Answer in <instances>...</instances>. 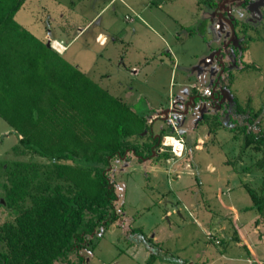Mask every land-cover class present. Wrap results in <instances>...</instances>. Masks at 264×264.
I'll use <instances>...</instances> for the list:
<instances>
[{
  "label": "rangeland",
  "instance_id": "obj_1",
  "mask_svg": "<svg viewBox=\"0 0 264 264\" xmlns=\"http://www.w3.org/2000/svg\"><path fill=\"white\" fill-rule=\"evenodd\" d=\"M244 7H233L238 43L233 41L227 47L230 40L227 42L225 32L229 29L222 32V44L220 29L216 24L206 25L196 0H27L17 13L18 22L39 36L45 34L58 50L65 47L56 38L68 35L71 27L86 26L100 13L91 28L63 53L65 59L124 104L121 107L145 114L154 123L155 132L172 125L181 136L186 133L192 139L196 135V148L208 145L204 150L185 151L164 161H114L111 173L120 196L118 205H122L121 210L118 206L120 218L105 233L95 236L93 249L84 250L85 264H191V259L200 264L218 248L224 250L225 243L209 241L217 240L212 234L228 237V256L246 255L243 245L230 241L234 233L229 227L236 222L223 211L230 198L214 197L215 176L232 184L243 180L257 189L264 188L263 172L255 165L261 154L253 148L244 149V137L236 130L221 128L211 143L213 135L208 125L199 124L203 113L226 110L223 120L227 126H234L229 116L235 98L251 111H261L264 128V5L250 9V14L242 12ZM101 29L111 32L109 35L124 31L127 36L124 42L110 38L103 44L94 39V32ZM221 76L231 79L232 84L229 90L222 88L218 97L214 95V84ZM195 84L199 87H191ZM192 92L199 94L196 107H188ZM19 138L0 116V163L6 166L15 159L48 161L37 154L16 155L13 147ZM211 165L215 170H210ZM0 176L1 224L14 214L6 205L1 167ZM232 195L241 206L252 203L243 186H236ZM202 199L209 201L211 209L192 213L193 208L183 206V201ZM242 214L245 220L253 215L250 211ZM197 216L201 223L195 219ZM222 223L228 227L226 230ZM134 229H141L151 240L156 236L155 259L151 260L152 251ZM209 229L212 234L208 237ZM208 246L215 253L205 256L202 251ZM259 256L264 259V251ZM214 264L245 263L223 259Z\"/></svg>",
  "mask_w": 264,
  "mask_h": 264
},
{
  "label": "trees",
  "instance_id": "obj_2",
  "mask_svg": "<svg viewBox=\"0 0 264 264\" xmlns=\"http://www.w3.org/2000/svg\"><path fill=\"white\" fill-rule=\"evenodd\" d=\"M26 2L0 0V116L20 136L13 147L16 155L37 154L48 161L0 163L6 205L14 214L0 224V264H85L84 250L93 249L95 236L120 218V196L111 173L114 161L179 157L162 144L165 136L183 139L184 152L208 145L196 148V135L181 136L172 125L155 132L145 114L121 107L124 104L65 59L45 34L39 36L18 22L17 13ZM231 84L221 76L214 94L220 97V90H229ZM233 101L229 120L234 126L225 124L224 110L203 113L200 127L208 125L211 143L221 128L242 134L244 149L261 154L255 165L264 175L261 111ZM241 185L261 222L264 188L243 180ZM134 231L142 234L155 259L157 242L141 229Z\"/></svg>",
  "mask_w": 264,
  "mask_h": 264
},
{
  "label": "crops",
  "instance_id": "obj_3",
  "mask_svg": "<svg viewBox=\"0 0 264 264\" xmlns=\"http://www.w3.org/2000/svg\"><path fill=\"white\" fill-rule=\"evenodd\" d=\"M109 1L110 3H114L117 0H109ZM196 3L201 9L202 15L201 14L199 15H201L202 18H204V20L207 21L206 25L210 26L212 24L214 26L216 24L217 27L220 29L219 30L220 38H221L222 32L226 30L225 28L229 29V30H226L227 32H225L227 33L226 36L229 38L227 42L230 40L228 44L225 45V47H227L228 45L231 44V40L238 43L235 40V38L237 37L236 36L237 32H235L236 25H235V22L233 20V15H232L233 7L235 6L244 7L245 6L244 8H242V12L245 11L244 13H246L250 9L255 10L257 7L263 6L264 0H196ZM248 14H250V11ZM98 15H100V13L97 14V16ZM97 16L89 20L86 26L83 25L82 27L77 28V29H75L74 27H71V29L68 31V35H61V38H56L57 41L64 42L63 46L65 47L64 50H58V49L56 50H58L61 53H64L68 49V47H70L72 42L76 41L82 34H84V30H89L91 28V25L97 20L96 19ZM250 18L253 19V15H250ZM208 29L211 30V28H208ZM104 31L105 30L101 29L100 31L94 32V39L96 42H101L103 44L108 43L110 38H112L115 41L124 42L127 36L124 31L122 33L119 32L118 34H115V35H111V34L109 35V33L111 32H104ZM62 32H64L63 29H62ZM65 39L66 41H68V43L65 42ZM223 41L224 40L222 39L221 41L222 44H224ZM168 52L172 55L171 49ZM214 74L216 75V72ZM214 81H215L214 78L213 79L211 78L212 84L215 83ZM191 87H199V85L195 84V85H192ZM210 170H215V167L211 165ZM241 181L239 182L238 185H237V181H235V183L232 184L231 181L229 182L227 179H224L222 176L216 175L215 184H214V187H215L214 197L217 199H221L224 196H227L228 198H230L229 203H225L223 207V211H225L224 213L227 215V217L230 218L232 222L234 223L236 222L233 227H229L231 231L234 233L231 240L230 239L229 240L230 241L236 240L237 242H239L240 245H243L245 247V249L247 250V253L246 255L240 256L239 258L228 256L226 252L228 244L230 243L226 239L228 237L219 238L217 237L216 234L210 233V229H209V230H206L207 236H208V233H210L213 235L212 238L215 237L217 240L221 241V243L220 242L217 243V240L215 241L214 238L213 239L208 238L209 241L215 242L217 245L225 243L224 250H220L218 248V251L215 253L212 250H210L208 246L207 248H205V250L203 249L202 253L205 254V256L207 255V253L212 254L213 252L215 254L211 255L210 257H207L204 261L201 260L200 264H214L216 261L223 260V259H228V260L238 259V261H242L245 264H255L256 261L257 262L259 261L260 263L264 264V259H261V256H259V253H263L264 251V231H263L264 219H262L261 222H257L258 218L260 217L259 212L256 211L255 209L249 208L251 207L253 203H247L241 206L239 205V203L241 202H237V199H234L232 195L233 192L236 191V186H239V187L242 186ZM208 203L209 201H207L206 199L204 201L202 199V202L201 200L200 201L194 200L192 202L183 201V206L189 208L190 210L193 208L191 212L194 213V210L200 211L202 208H205V207L208 208L209 207ZM209 209H211V207H209ZM246 211H250L253 213V215H251V217L248 220H245L242 217L243 216L242 213ZM198 217L199 216H197L195 219L198 221V223H201ZM220 225L223 229L228 228V227H225L224 223ZM155 239H156V236L154 238V241ZM209 241L207 240L208 243ZM190 263L194 264V261L191 259Z\"/></svg>",
  "mask_w": 264,
  "mask_h": 264
},
{
  "label": "built area",
  "instance_id": "obj_4",
  "mask_svg": "<svg viewBox=\"0 0 264 264\" xmlns=\"http://www.w3.org/2000/svg\"><path fill=\"white\" fill-rule=\"evenodd\" d=\"M165 140L163 141V144L165 146L172 147V150L177 156H181L184 152V141L183 139L177 137V136H165ZM172 139H176V141L181 145L180 150L177 149V145L173 142Z\"/></svg>",
  "mask_w": 264,
  "mask_h": 264
},
{
  "label": "flooded vegetation",
  "instance_id": "obj_5",
  "mask_svg": "<svg viewBox=\"0 0 264 264\" xmlns=\"http://www.w3.org/2000/svg\"><path fill=\"white\" fill-rule=\"evenodd\" d=\"M233 43V40H231V44ZM216 84V83H215ZM214 84V85H215ZM215 90V89H214ZM193 94H192V96H191V98H192V103L191 104H188V107H191V106H193V107H196L197 106V102H196V99L199 97V94H196V93H194V92H192ZM215 95V94H214ZM188 102H190V101H188Z\"/></svg>",
  "mask_w": 264,
  "mask_h": 264
},
{
  "label": "bare ground",
  "instance_id": "obj_6",
  "mask_svg": "<svg viewBox=\"0 0 264 264\" xmlns=\"http://www.w3.org/2000/svg\"><path fill=\"white\" fill-rule=\"evenodd\" d=\"M173 136V135H172ZM173 142L177 145V149L180 150L181 145L176 141V139H172Z\"/></svg>",
  "mask_w": 264,
  "mask_h": 264
}]
</instances>
